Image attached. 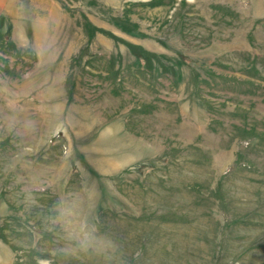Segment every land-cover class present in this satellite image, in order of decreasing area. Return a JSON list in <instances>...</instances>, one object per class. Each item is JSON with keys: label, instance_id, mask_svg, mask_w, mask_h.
Here are the masks:
<instances>
[{"label": "rangeland", "instance_id": "374dc122", "mask_svg": "<svg viewBox=\"0 0 264 264\" xmlns=\"http://www.w3.org/2000/svg\"><path fill=\"white\" fill-rule=\"evenodd\" d=\"M0 264H264V0H0Z\"/></svg>", "mask_w": 264, "mask_h": 264}]
</instances>
